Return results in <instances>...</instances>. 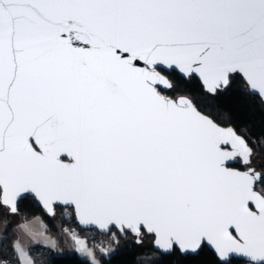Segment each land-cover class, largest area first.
I'll return each mask as SVG.
<instances>
[{
  "label": "snow or ice",
  "instance_id": "snow-or-ice-1",
  "mask_svg": "<svg viewBox=\"0 0 264 264\" xmlns=\"http://www.w3.org/2000/svg\"><path fill=\"white\" fill-rule=\"evenodd\" d=\"M238 82L264 105V0H0V264L61 253L26 204L86 264H264V133L183 94Z\"/></svg>",
  "mask_w": 264,
  "mask_h": 264
},
{
  "label": "trees",
  "instance_id": "trees-1",
  "mask_svg": "<svg viewBox=\"0 0 264 264\" xmlns=\"http://www.w3.org/2000/svg\"><path fill=\"white\" fill-rule=\"evenodd\" d=\"M183 94L191 95L194 100H197L201 105L207 106L213 112L230 116L233 126L237 129H247L254 135L264 133V105H261L258 99H254L240 91L239 82L230 92L221 94L215 99L205 98L203 93L195 89ZM24 211L30 218L42 216L51 228L50 234L58 239L60 238V233L57 231L56 226L47 217H44L39 209L33 208L31 204H26ZM57 221L61 227L66 225V221L62 217H58ZM97 236L102 235H92V237ZM103 237L105 239L107 238L106 236ZM120 243L121 248H124L127 247L130 241L122 240ZM33 255H38L41 258V264H86L85 258L67 250H64L61 254H56L42 248L38 253L33 252ZM158 255L159 253L155 252L144 253L142 250L136 249L133 246V250L127 252V254L118 252L116 258L111 261V264H154L152 259L146 257H155ZM104 259L107 260L108 258L105 257ZM158 264H211V255L207 251L196 257L174 255L165 257Z\"/></svg>",
  "mask_w": 264,
  "mask_h": 264
},
{
  "label": "rangeland",
  "instance_id": "rangeland-1",
  "mask_svg": "<svg viewBox=\"0 0 264 264\" xmlns=\"http://www.w3.org/2000/svg\"><path fill=\"white\" fill-rule=\"evenodd\" d=\"M44 221H45V219L42 217V216H40ZM58 219V218H57ZM45 223H46V221H45ZM47 224V223H46ZM57 224H59V222L57 221ZM51 235V237L53 238V239H56V240H58V242H59V248L61 249V253H63V251L64 250H67V249H69L70 247H72V245H73V242L71 241V240H61L60 238L58 239L57 237H55V236H53L52 234H50ZM96 235V234H95ZM93 238V240H98V241H103L104 243H107L108 242V237L105 239L103 236H97V237H92ZM43 249H45V250H47V251H49L46 247L45 248H43ZM53 253H56V252H54V251H52ZM61 253H56V254H61ZM98 255V254H97ZM39 260H41V258H39L38 257V255H35ZM98 257H99V255H98Z\"/></svg>",
  "mask_w": 264,
  "mask_h": 264
},
{
  "label": "built area",
  "instance_id": "built-area-1",
  "mask_svg": "<svg viewBox=\"0 0 264 264\" xmlns=\"http://www.w3.org/2000/svg\"><path fill=\"white\" fill-rule=\"evenodd\" d=\"M95 241L99 242L98 240H95Z\"/></svg>",
  "mask_w": 264,
  "mask_h": 264
}]
</instances>
